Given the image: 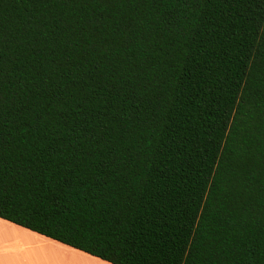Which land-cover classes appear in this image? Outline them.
<instances>
[{
    "label": "trees",
    "instance_id": "1",
    "mask_svg": "<svg viewBox=\"0 0 264 264\" xmlns=\"http://www.w3.org/2000/svg\"><path fill=\"white\" fill-rule=\"evenodd\" d=\"M0 217L112 264H264V0H0Z\"/></svg>",
    "mask_w": 264,
    "mask_h": 264
},
{
    "label": "crops",
    "instance_id": "2",
    "mask_svg": "<svg viewBox=\"0 0 264 264\" xmlns=\"http://www.w3.org/2000/svg\"><path fill=\"white\" fill-rule=\"evenodd\" d=\"M0 264L112 263L0 217Z\"/></svg>",
    "mask_w": 264,
    "mask_h": 264
},
{
    "label": "rangeland",
    "instance_id": "3",
    "mask_svg": "<svg viewBox=\"0 0 264 264\" xmlns=\"http://www.w3.org/2000/svg\"><path fill=\"white\" fill-rule=\"evenodd\" d=\"M3 233L5 234V232L3 231Z\"/></svg>",
    "mask_w": 264,
    "mask_h": 264
}]
</instances>
